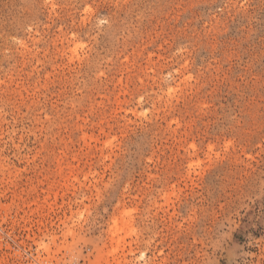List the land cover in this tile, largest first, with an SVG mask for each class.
Listing matches in <instances>:
<instances>
[{
  "label": "rangeland",
  "instance_id": "1",
  "mask_svg": "<svg viewBox=\"0 0 264 264\" xmlns=\"http://www.w3.org/2000/svg\"><path fill=\"white\" fill-rule=\"evenodd\" d=\"M0 264H264V0H0Z\"/></svg>",
  "mask_w": 264,
  "mask_h": 264
},
{
  "label": "bare ground",
  "instance_id": "2",
  "mask_svg": "<svg viewBox=\"0 0 264 264\" xmlns=\"http://www.w3.org/2000/svg\"><path fill=\"white\" fill-rule=\"evenodd\" d=\"M114 234H113V232H112V234L113 235H115L116 234V232L119 234V230H122V228H119V226L117 225V221H115L114 222ZM122 226V225H121ZM124 228H125V226H124ZM125 230V229H124ZM121 233V232H120ZM117 236V235H116Z\"/></svg>",
  "mask_w": 264,
  "mask_h": 264
}]
</instances>
